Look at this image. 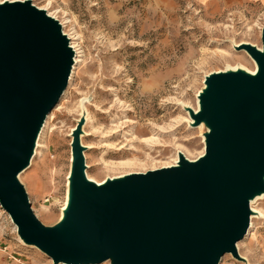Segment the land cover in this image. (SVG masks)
I'll use <instances>...</instances> for the list:
<instances>
[{
    "label": "water",
    "instance_id": "obj_1",
    "mask_svg": "<svg viewBox=\"0 0 264 264\" xmlns=\"http://www.w3.org/2000/svg\"><path fill=\"white\" fill-rule=\"evenodd\" d=\"M246 50L257 64L205 76L192 126L205 128L204 154L147 171L87 175L85 113L72 132L68 203L43 223L20 174L35 154L48 115L75 64L58 18L32 0L0 3V205L22 241L55 264H220L226 253L246 260L238 242L249 231L251 201L264 193V26L262 47Z\"/></svg>",
    "mask_w": 264,
    "mask_h": 264
},
{
    "label": "rangeland",
    "instance_id": "obj_2",
    "mask_svg": "<svg viewBox=\"0 0 264 264\" xmlns=\"http://www.w3.org/2000/svg\"><path fill=\"white\" fill-rule=\"evenodd\" d=\"M32 2L64 23L80 50L31 164L20 174L34 212L47 225L58 222L67 201L72 132L83 113L82 143L92 180L164 167L180 152L195 160L205 151V128L190 125L187 107L198 108L205 76L254 69L249 53L235 45L262 46L264 0ZM253 207L257 213L238 242L247 261L226 253L220 264H264V198ZM0 264H55L22 241L1 205Z\"/></svg>",
    "mask_w": 264,
    "mask_h": 264
},
{
    "label": "bare ground",
    "instance_id": "obj_3",
    "mask_svg": "<svg viewBox=\"0 0 264 264\" xmlns=\"http://www.w3.org/2000/svg\"><path fill=\"white\" fill-rule=\"evenodd\" d=\"M4 1H6V0H3V2ZM10 1H16V0H10ZM40 8H42V7H40ZM44 9H46V8H44ZM47 10V9H46ZM48 12V11H47ZM50 14V13H49ZM51 16H54V15H52V14H50ZM55 18H56V16H54ZM61 24H62V26H63V28H64V23H62L61 22ZM64 33L65 34H67L68 36H69V38H70V40H71V46L73 47V49H74V52H75V64H77L78 62H79V57H80V50H79V48H78V45L76 44V42H74V40H75V37L74 36H72L71 34H68V33H66L65 31H64ZM243 43V42H242ZM239 44H236L235 45V47L236 46H238ZM259 47H262V46H259ZM255 63V62H254ZM243 69H245V70H247V71H249V72H251V73H255L256 72V70H257V64L255 63V68L254 69H248V68H245V67H242ZM236 69H238V68H236ZM228 70V69H227ZM234 70V69H233ZM221 71V70H220ZM223 71V70H222ZM198 104H199V101H198ZM198 108H199V105H198ZM198 108L197 109H194L195 111H197L198 110ZM49 116V115H48ZM190 125L192 126V124H193V119L191 118L190 119ZM46 123V122H45ZM199 126H203V124H201V125H199ZM37 145H38V141H37ZM87 147V146H86ZM36 152V151H35ZM204 154V152L201 154V155H203ZM200 155V156H201ZM179 162V157H178V160H176L173 164H170V165H167V166H173V165H176L177 163ZM98 184H101V183H103V182H105V181H102V182H98V181H96ZM259 198H264V193L263 194H261V195H258L255 199H259ZM255 199H253L252 201H251V207H252V209H253V216H252V220H253V218H254V215L257 213L256 212V210L254 209V207H253V202H254V200ZM67 203H68V196H67V201H66V204H65V206H64V208H63V211H64V209L66 208V206H67ZM63 213L64 212H62V215H61V218H62V216H63Z\"/></svg>",
    "mask_w": 264,
    "mask_h": 264
},
{
    "label": "crops",
    "instance_id": "obj_4",
    "mask_svg": "<svg viewBox=\"0 0 264 264\" xmlns=\"http://www.w3.org/2000/svg\"><path fill=\"white\" fill-rule=\"evenodd\" d=\"M219 1H221V0H219ZM225 4L227 5V4H228V2H226Z\"/></svg>",
    "mask_w": 264,
    "mask_h": 264
},
{
    "label": "snow or ice",
    "instance_id": "obj_5",
    "mask_svg": "<svg viewBox=\"0 0 264 264\" xmlns=\"http://www.w3.org/2000/svg\"><path fill=\"white\" fill-rule=\"evenodd\" d=\"M3 2V0H0V3H2Z\"/></svg>",
    "mask_w": 264,
    "mask_h": 264
}]
</instances>
